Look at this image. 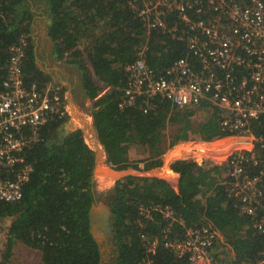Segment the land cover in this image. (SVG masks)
<instances>
[{"label": "trees", "instance_id": "obj_1", "mask_svg": "<svg viewBox=\"0 0 264 264\" xmlns=\"http://www.w3.org/2000/svg\"><path fill=\"white\" fill-rule=\"evenodd\" d=\"M38 3L44 4L50 20L45 25L50 55L76 69L108 165L138 170L139 163L146 161L158 167L164 150L178 141L228 135L220 125L219 110L209 104L178 108L155 98L154 108L144 111L138 98L135 105L119 106L128 78L124 67L142 46L147 48V63L156 71L187 53L184 40L157 29L148 31L129 0H0V91L15 45L23 49L24 83L42 87L52 82L36 63L32 4ZM174 18L172 13L166 15L167 23ZM202 112L208 116L196 122ZM66 119L54 116L38 128L40 140L23 152L33 171L23 184L22 197L0 200V221L9 220L0 264H8L16 243L38 250L40 264H100L88 215L94 201L95 152L82 128L58 137ZM169 126L174 132L168 135ZM136 146L147 149L143 157L136 154ZM170 166L178 174L175 183L156 176L127 175L108 190L116 246L112 264H190L164 246V230L168 239L181 238L187 229L207 221L223 238L210 248L214 261L255 264L264 258V234L228 196L221 184V165L175 160ZM141 206L148 209L149 217L140 213ZM166 207L172 212L169 217L162 212ZM142 235L158 238L154 252H146Z\"/></svg>", "mask_w": 264, "mask_h": 264}, {"label": "built area", "instance_id": "obj_2", "mask_svg": "<svg viewBox=\"0 0 264 264\" xmlns=\"http://www.w3.org/2000/svg\"><path fill=\"white\" fill-rule=\"evenodd\" d=\"M129 5L148 31L184 40L187 53L156 71L142 46L124 67L128 78L119 106L135 105L138 98L144 111L154 108L155 98L178 108L215 106L221 127L237 140L223 159V184L264 234V0H129ZM171 13L175 18L168 24ZM22 58V46H13L0 91V200L6 201L22 197L33 171L23 152L40 140L38 128L54 116L72 117L62 85L24 83ZM162 212L172 215L167 207ZM140 213L149 217L144 206ZM218 238L220 232L207 222L181 238L168 239L164 230L163 244L190 264H216L210 248ZM141 242L146 252H154L158 238L142 235ZM255 264H264V258Z\"/></svg>", "mask_w": 264, "mask_h": 264}, {"label": "rangeland", "instance_id": "obj_3", "mask_svg": "<svg viewBox=\"0 0 264 264\" xmlns=\"http://www.w3.org/2000/svg\"><path fill=\"white\" fill-rule=\"evenodd\" d=\"M32 7H33L35 14H36L35 15V24H34L33 31H32V36H33V39L35 40V43L38 44L37 51L40 52L42 57H44V55H47L48 59H50V54H49L50 41L48 40L47 34L45 33L46 21L44 20V18L48 19L46 16V13H45V6L42 3H38V4H34V5L32 4ZM47 61L52 62L49 60H47ZM57 64H58L59 68L64 67V65L62 63L59 64L57 62ZM63 69L66 70V68H63ZM75 72L76 73H72V75H69V77H71V79H70L71 91L69 94H67V99H68V103L70 106L71 113L73 114V118L77 119L78 117L74 116V115H76V113L74 112L72 104L74 105L79 117L82 118L84 122H83V124L78 126L77 124H75L72 121L70 123L69 130L74 129V128H82V126H84L85 129L88 130V133L91 134V136H89L90 138H88V135H85V138H86L87 143L88 144L90 143L89 147L95 152V161H96V156H97L98 151L100 153L98 165L95 169L93 168V170L95 171L93 187L95 190L96 199L108 202V195H109L108 190H110L113 187V184H114L116 179L123 177L125 174H128V175L155 174V175L159 176L160 178L162 177L164 179H169L171 182L175 183L176 178L171 176L172 173H169V170H168V167L166 164V163H168L169 158L173 155V153H169V155L167 153L173 147V145L166 148L164 150V152L162 153V155L160 156L161 163L165 162V165H166V166H164L163 171L160 170L159 166L157 168L150 167V165L147 164L146 161H142L139 163L140 168L138 170L131 169V168L115 169V168H113L107 164L106 157H105V154L103 152L102 146L98 145V143L96 144L95 136H94L93 130L91 128V125L93 126L92 117L87 111L90 103H89L88 99L82 95V93L79 89V86H78V82L74 84V79H77V71H75ZM65 90H66V88H65ZM66 93H67V90H66ZM206 116H208V113L202 112L201 114H199L198 116L195 117V121L199 122V121L203 120L204 118H206ZM66 121H67V119H66ZM166 132L169 135V134H172L174 132V130L171 126H169L167 128ZM198 141H201V140L199 139ZM203 141H206V140H203ZM93 143L95 144L94 146H93ZM236 144L237 143H235L234 146ZM194 147H195L194 145H189L188 147H187V145L183 146V148H182L183 155L181 157L185 156L187 158H192L189 156H191V153H192V151H194V149H199V150L205 149L204 147H195V148ZM135 149H136V151H135L136 154L141 156V157H143L144 152L147 150L143 146H136ZM189 149H192V150L189 151ZM94 164H95V162H94ZM8 222H9L8 219L0 221V259H1L2 253L4 251V248H5V239H6L5 233H6V226H7ZM220 240H223L221 234H220ZM112 256H113L112 253L109 254L108 259H107L109 262L110 261L112 262ZM40 261H41V254L38 250L32 249L28 246L21 244V243H16L14 246L13 255L9 259L8 264H40ZM215 263L219 264L217 260L215 261Z\"/></svg>", "mask_w": 264, "mask_h": 264}, {"label": "crops", "instance_id": "obj_4", "mask_svg": "<svg viewBox=\"0 0 264 264\" xmlns=\"http://www.w3.org/2000/svg\"><path fill=\"white\" fill-rule=\"evenodd\" d=\"M44 20L46 21V24L50 23L49 19L44 18ZM34 24H35V22H33L32 27H34ZM45 33H46V28H45ZM48 40H49V38H48ZM35 48H36V57H37L36 58V63H37V66L39 67V69H41L42 71L47 73L50 76V79L52 80V82L60 83L64 88H66L67 94H69L70 91H71V83H70L71 77H69V75H72V73H76L75 69H74V66L72 67V65L64 64V61L56 60L53 55H50V59H48L47 55H44L45 58L42 57L40 52L37 51V49H38V44L37 43H35ZM49 48H51V42H50ZM49 54H51V51H49ZM47 60L52 61L53 63L52 62H48ZM57 62L59 64L62 63L64 65L63 68H66L67 71L65 69H63V68H59ZM77 82H78V79H74V84L77 83ZM88 113L90 114L89 111H88ZM74 116L77 117L76 115H74ZM69 118L67 117V121L69 120L70 123L73 121L75 124L80 126V123H79L78 119H74L73 118V114H72V117H69ZM81 120H83V119L81 118ZM69 126H70V124H69ZM91 128H92L93 134L95 136L94 126L91 125ZM59 129H63V133H64V130H65L64 125L60 126L58 128V130ZM74 129H76V128H74ZM82 129L84 131V136H85L86 132L88 130L85 129V127H83V126H82ZM68 130H69V128H68ZM70 130H73V129H70ZM95 140H96V137H95ZM235 143H237V140L233 136H228V135L221 136V137H216V138H214L212 140H208V141L201 140L200 143H192L191 140L178 141V143L177 144L175 143L173 145V147L169 150V152H167L168 155H169V153H173V155L169 158L168 163H166L167 167H168V170H169V173H172L171 176L176 178L175 179V182H176L177 179H178V174L174 173L172 171V169H171V166H170L171 163L173 161H175V160L193 161L198 166H201V165H203L205 163L219 164V165L222 166L221 172H222V175H223V179L221 181V184L225 187V185L223 184L225 182V178H224V173H225L224 165H225V163H224L223 159L229 154L230 151H232V149L234 148V144ZM185 145H187V147L189 145H194L195 147H204L205 149H203V150L194 149V151H192V153H191V156H189V157H192V158H187L185 156L181 157L183 155L182 148ZM190 150H192V149H189V151ZM164 166H166L165 162L161 163V165L159 166L160 170L163 171L164 170ZM154 168H157V167H154ZM127 175L128 174H126L125 176H127ZM140 176H156V177H159V176H157L155 174H140ZM225 191H226V188H225ZM229 197H231V196H229ZM234 201H235V204H237V201L235 199H234ZM207 222L210 223V221H207Z\"/></svg>", "mask_w": 264, "mask_h": 264}, {"label": "water", "instance_id": "obj_5", "mask_svg": "<svg viewBox=\"0 0 264 264\" xmlns=\"http://www.w3.org/2000/svg\"><path fill=\"white\" fill-rule=\"evenodd\" d=\"M70 121H66L63 125L65 127L64 135L69 132ZM84 127V126H83ZM96 144L100 145L98 140L96 130L94 127ZM100 153L98 151L96 156V161L94 164V169L97 167L99 162ZM126 175V174H125ZM124 175V176H125ZM95 171L92 172L91 181L94 184ZM92 191L94 195V201L89 208V231L99 247L100 252V264H105L108 262V256L112 253L114 255V250L116 248L114 243V232H113V222H112V210L109 204L102 200H97L95 198L94 187L92 186Z\"/></svg>", "mask_w": 264, "mask_h": 264}, {"label": "bare ground", "instance_id": "obj_6", "mask_svg": "<svg viewBox=\"0 0 264 264\" xmlns=\"http://www.w3.org/2000/svg\"><path fill=\"white\" fill-rule=\"evenodd\" d=\"M72 106H73L74 112L76 113V116H77V115H78V113H77V111H76V109H75V107H74V105H73V104H72ZM77 117H78L77 119H78V121H79L80 125H81V124H83V122H84V121H83V120H81V118L79 117V115H78ZM86 135H88V138H90V137H89V133H88V131L86 132ZM89 144H90V143H89ZM94 145H95V144L93 143V146H94ZM97 173H98V172H97Z\"/></svg>", "mask_w": 264, "mask_h": 264}, {"label": "flooded vegetation", "instance_id": "obj_7", "mask_svg": "<svg viewBox=\"0 0 264 264\" xmlns=\"http://www.w3.org/2000/svg\"><path fill=\"white\" fill-rule=\"evenodd\" d=\"M64 136V133H63V129H59L58 130V137L59 138H61V137H63ZM115 255H116V253H115ZM114 258V257H113ZM113 263V259H112V262L110 261H108L107 263H105V264H112Z\"/></svg>", "mask_w": 264, "mask_h": 264}]
</instances>
